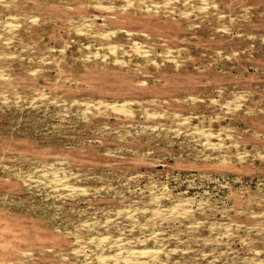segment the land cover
<instances>
[{"label": "rangeland", "instance_id": "374dc122", "mask_svg": "<svg viewBox=\"0 0 264 264\" xmlns=\"http://www.w3.org/2000/svg\"><path fill=\"white\" fill-rule=\"evenodd\" d=\"M0 264H264V0H0Z\"/></svg>", "mask_w": 264, "mask_h": 264}]
</instances>
